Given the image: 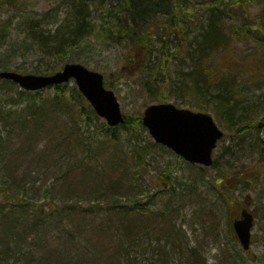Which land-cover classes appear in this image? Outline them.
I'll list each match as a JSON object with an SVG mask.
<instances>
[{
    "label": "trees",
    "instance_id": "1",
    "mask_svg": "<svg viewBox=\"0 0 264 264\" xmlns=\"http://www.w3.org/2000/svg\"><path fill=\"white\" fill-rule=\"evenodd\" d=\"M7 1L12 2L0 0ZM99 1L108 4L106 0ZM251 1H209V25L194 41L197 59L213 65L218 57L223 65L230 62L234 53L231 46L240 40L255 42L263 51L252 75L261 76L264 16L257 18L249 13ZM191 2L199 3L198 0H113L110 10H105L117 16V28H120L116 34L112 28L106 29L102 39L127 43L132 66H137L143 57L149 59L155 41L169 55L165 60L172 61L181 52L179 39L184 37L189 24ZM84 5V0H79L75 6L74 13L79 15L75 30L66 32L62 26L51 36L40 29L38 22L30 25L26 36V41H30L25 45L42 54L40 63H46V58L55 59L49 65L37 67L34 74L55 73L59 58L65 62L71 59L73 50L87 36ZM227 14H233L237 25L226 22ZM66 36L70 38L65 39ZM166 64L161 65L163 70L168 68ZM0 70L9 69L0 66ZM193 72L197 75L195 84L182 96L188 97V101L194 94L205 98L207 95L198 82L201 78L209 88L219 91L218 115L225 117L229 126H237L236 136L252 129L248 123L250 112L239 117L240 124L235 120L232 114L237 100L222 80L216 81L217 71L211 73L199 68ZM123 76V68L109 75L107 87L114 88ZM0 85L16 88L18 98L12 100L18 105L13 115L0 111V169L8 170L14 165L0 190V264H142L139 251L151 246L154 233L165 232L167 243L173 242V254L178 255L181 243L175 239L179 235L175 229L178 216L173 205L175 189L171 184L170 196L159 199L151 190L155 187L149 188L140 178L146 160H156L152 157V147L160 148L146 134L141 114L126 116L124 125L117 129H110L102 122L91 131L100 119L76 86L63 85L44 94V91H22L2 80ZM167 89L163 86L153 100L168 102ZM254 110L264 118V102L254 106ZM14 127L17 135L12 133ZM104 131L106 134L98 138ZM136 133L141 134L144 142L137 139ZM11 139L18 146L17 151L27 158L14 159L11 153L3 155L7 149L3 144H11ZM259 150V166L264 169V143ZM89 153L92 163L88 162ZM29 155L32 159H28ZM5 158L7 167L3 164ZM43 169L53 175L40 180L38 173ZM158 181L165 186L172 182L170 169L165 168ZM226 196L232 198L231 194ZM210 232L211 229H206L205 236ZM26 243L27 250L23 249ZM200 263L204 264L203 258ZM151 264H168V258Z\"/></svg>",
    "mask_w": 264,
    "mask_h": 264
},
{
    "label": "rangeland",
    "instance_id": "2",
    "mask_svg": "<svg viewBox=\"0 0 264 264\" xmlns=\"http://www.w3.org/2000/svg\"><path fill=\"white\" fill-rule=\"evenodd\" d=\"M11 1H7L8 3L0 2V66H6L12 72L34 75L33 72L37 67L49 65L55 59L46 58V63H40L42 54L36 52L30 45H25L29 44L27 42L30 41H26V36L32 21L41 24L39 25L40 29L49 32L51 36L62 26L65 27L66 32L75 30L79 22V15H76L78 12L74 13V10L76 9L75 6L79 4V0ZM112 1L106 0L108 4L102 2L104 5L102 6L99 0H84L85 9H83L82 14L84 12L87 18V36L73 50L69 61H61L59 58L58 70L67 63H77L108 77L123 68L124 76L114 84L113 89L126 116L142 115L147 107L156 103L153 100L154 96L160 92L163 86L168 88V102L178 108L211 114L219 128L225 132V138L219 143L214 155L217 163L216 169H207V171L202 172L200 167L190 166L181 161L173 152L153 146L152 157H155L156 160L154 162L149 158L146 160V169L140 174V178L149 188L155 187L151 190L156 192L159 199L168 198L172 192L170 185H173L177 194L175 200L177 209L182 210L180 217L176 219V230L182 232L181 239L184 243L182 248L188 257V253L193 248L198 247L207 259L205 264H236L235 260L239 262L245 260L246 254L234 240L229 221L230 218L238 215L242 209L241 204L248 199L250 209L257 211V225L253 230L255 242L252 245V254L249 259L257 260L251 264H264V233L262 232L264 226V169L259 166L258 154L261 145L259 135H262V131L257 130L264 122V118L261 114L256 115L257 112L254 110V106L264 102V70L261 76L252 75L253 68L258 65L257 58L262 53V48L251 41L240 40L234 47L231 46L234 53L229 63L224 62L221 65L222 62H219L218 57H216L213 65L201 62L195 55L196 44L194 41L209 25L207 19L210 11L208 9L211 6L210 0H198L199 3L191 2L189 5L191 9L189 24L186 26L187 30L184 31V37L179 39L181 52L172 61L170 59L165 60L169 55L165 50L163 51L161 43L155 41L149 51V59L143 57L137 66H132L129 65L130 46L127 43L122 44L110 39L106 40V37L104 38L106 41L102 39L106 29L112 28L116 34L120 28H117L119 26L117 16L105 10L107 8L110 10ZM105 6L106 8H104ZM113 7L116 8L115 5ZM249 13L257 18L264 16V0H252L249 5ZM227 16V23L231 26L237 25L233 14H227ZM99 34L102 36H98ZM69 38L66 36L65 39ZM190 44H194V46L191 45L190 47ZM162 56L164 57L162 58ZM163 62H167L166 67H168L164 70L161 66ZM199 68L211 73L217 71L215 77L218 79L216 81L222 80L223 85L228 86L230 94L234 95L237 100L236 110L232 114L235 116V120L238 123L241 115L250 112L252 116H249L248 123H251L253 129L250 131L247 129V132L245 131L246 133L238 138L235 134L237 126L234 130V126H229L225 117L218 115L219 91L214 90L213 87L209 88L207 81L202 82L201 78L198 79V82L207 95L205 98L202 99L194 94L190 96L188 101V97L181 95L183 92L188 93V87L194 86L197 75L193 71ZM185 83L187 84L184 85ZM68 86H75L74 81L70 82ZM179 90H181L180 94ZM48 91H44V94H47ZM50 91L53 92L54 90ZM17 99L16 88L0 85V111L4 110L8 115H13L18 109V105L14 104L12 100L17 101ZM102 122L101 119L95 121L91 131ZM240 123L241 121L238 124ZM82 127L84 128V126ZM16 132L14 127L12 133L17 135ZM105 134L106 131L102 132L98 138H102ZM136 137L139 141L143 140L140 133H136ZM152 144L155 143L152 141ZM6 147L3 155L11 153L14 159L26 157L17 151L18 146H15L13 139H11V144H3V148ZM30 156L32 155H29L28 159H32ZM6 158L3 160L5 167L8 164ZM88 162L92 163L90 153L88 154ZM13 167L14 165H10L8 170L0 169V190L4 179L9 177L7 172L11 171ZM165 168L170 169L172 182L161 190L160 187L163 183L159 182L158 178ZM237 174L243 175L238 181L244 180V184L247 185H241L238 182H234L233 186L228 185V181L235 178ZM52 175V172L45 169L38 173L39 179H45ZM222 179L224 181L219 186L218 182ZM213 184L220 190L227 188L233 190L236 197L231 198L226 204L224 200L219 198L220 193L213 187ZM199 193L212 202L211 209L215 212L221 228L220 243L209 248L205 242L206 227L199 218L200 211L203 209V206L198 202L197 195ZM85 245L89 246L87 242ZM28 246V243L24 244L23 249L27 250ZM163 247L164 250H162ZM173 247V242L168 244L159 239V234L154 233L151 246L139 251L138 258L142 264L157 263L163 257L168 258V264H182L180 257L173 254ZM224 249L231 253L232 258L228 254L227 256L222 254ZM194 258L198 261L201 260L198 254H194Z\"/></svg>",
    "mask_w": 264,
    "mask_h": 264
},
{
    "label": "water",
    "instance_id": "3",
    "mask_svg": "<svg viewBox=\"0 0 264 264\" xmlns=\"http://www.w3.org/2000/svg\"><path fill=\"white\" fill-rule=\"evenodd\" d=\"M0 79L15 82L26 91H39L76 79L80 91L91 102L97 114L111 127L124 123L120 104L111 91L104 87V77L81 65H67L62 72L52 76L0 73ZM144 125L159 144L174 150L192 163L210 166L212 151L223 134L210 116L179 110L172 104H158L145 111ZM245 219L235 223V229L246 250L250 247L253 216L244 212Z\"/></svg>",
    "mask_w": 264,
    "mask_h": 264
}]
</instances>
